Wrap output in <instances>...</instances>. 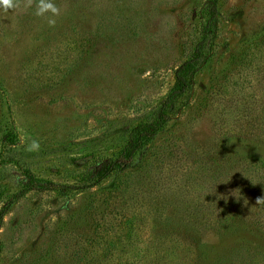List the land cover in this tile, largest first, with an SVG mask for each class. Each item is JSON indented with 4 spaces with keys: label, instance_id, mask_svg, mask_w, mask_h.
<instances>
[{
    "label": "rangeland",
    "instance_id": "374dc122",
    "mask_svg": "<svg viewBox=\"0 0 264 264\" xmlns=\"http://www.w3.org/2000/svg\"><path fill=\"white\" fill-rule=\"evenodd\" d=\"M203 1L54 0L55 27L35 0L0 8V134L8 123L19 136L0 160V205L21 167L82 185L120 152L193 51ZM220 10L188 104L131 168L17 200L0 264H264V0Z\"/></svg>",
    "mask_w": 264,
    "mask_h": 264
},
{
    "label": "trees",
    "instance_id": "16d2710c",
    "mask_svg": "<svg viewBox=\"0 0 264 264\" xmlns=\"http://www.w3.org/2000/svg\"><path fill=\"white\" fill-rule=\"evenodd\" d=\"M221 0H204L199 14L203 18L197 40L190 56L181 62L174 71V82L167 94L160 100L151 118H144L134 123L128 130V137L120 152L114 157L100 160L85 170L82 185L60 183L38 176L31 169L21 167L22 187L0 205V230L13 204L32 190L66 192L73 189L91 188L110 177L116 171L127 170L134 165L136 156L157 138L158 134L180 113L182 106L188 104L192 95L197 75L210 60L214 51L220 28ZM19 142L15 129L6 123L0 134V160L6 149ZM9 159L7 162H11Z\"/></svg>",
    "mask_w": 264,
    "mask_h": 264
},
{
    "label": "clouds",
    "instance_id": "9594fccd",
    "mask_svg": "<svg viewBox=\"0 0 264 264\" xmlns=\"http://www.w3.org/2000/svg\"><path fill=\"white\" fill-rule=\"evenodd\" d=\"M32 0H29L31 4ZM36 11L35 15L38 17L47 16V23L50 27H55L56 19L61 14V9L54 3V0H35ZM21 7V0H0V8L3 9L5 13L9 10H17ZM51 14L50 16L48 14ZM40 143L37 140H32V142L27 146V151H39ZM257 203H264V198H258Z\"/></svg>",
    "mask_w": 264,
    "mask_h": 264
}]
</instances>
